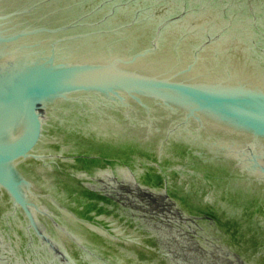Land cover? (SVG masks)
<instances>
[{
  "label": "water",
  "instance_id": "obj_1",
  "mask_svg": "<svg viewBox=\"0 0 264 264\" xmlns=\"http://www.w3.org/2000/svg\"><path fill=\"white\" fill-rule=\"evenodd\" d=\"M0 205L50 264H264V0H0Z\"/></svg>",
  "mask_w": 264,
  "mask_h": 264
},
{
  "label": "bare ground",
  "instance_id": "obj_2",
  "mask_svg": "<svg viewBox=\"0 0 264 264\" xmlns=\"http://www.w3.org/2000/svg\"><path fill=\"white\" fill-rule=\"evenodd\" d=\"M2 209V210H1ZM14 214H5L3 212V207L0 205V247L6 251L5 254L11 256L17 255L19 253L18 243L24 242V248H28L30 246V250L33 251L32 259H35V264H50L47 259L43 256V250L37 244V241L31 237L30 235H20L18 232L19 223L17 221H13ZM10 229V230H9ZM110 239V238H109ZM108 255L109 252L105 251ZM111 253V252H110ZM20 254V253H19ZM41 255V256H40ZM38 256L43 261L38 262ZM47 257V255H46ZM45 262V263H44Z\"/></svg>",
  "mask_w": 264,
  "mask_h": 264
}]
</instances>
